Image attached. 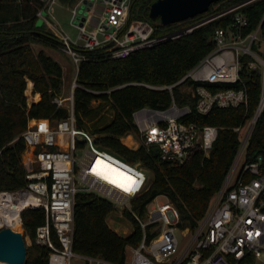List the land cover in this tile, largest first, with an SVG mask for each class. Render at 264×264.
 Segmentation results:
<instances>
[{"label":"built area","instance_id":"1","mask_svg":"<svg viewBox=\"0 0 264 264\" xmlns=\"http://www.w3.org/2000/svg\"><path fill=\"white\" fill-rule=\"evenodd\" d=\"M41 1L43 6L37 16L43 18L60 40V48L71 56L75 76L79 63L90 59L87 51L102 48L110 58H123L136 49L188 34L216 18L232 16L230 24L214 31L213 48L183 77L171 85L153 86L170 90L168 107H143L133 113L138 140L133 141L131 148L157 146L160 159L171 165L184 163L200 150L207 155L218 134L217 126L199 125L185 118L193 111L206 115L214 107L247 108L245 79L256 76L260 82L253 112L232 127L240 135L233 161L204 215L192 229L181 225L179 209L162 197L148 202L144 215L133 210L132 201L147 190L151 179L140 162L116 156L96 142L95 134L77 125L74 77L67 97H53L57 105L67 107L68 115L51 120L28 118L20 135L25 145L22 154L28 155L24 162L22 158L26 186L0 190L2 206L13 204L21 225V211L44 210L45 222L36 228L35 242L50 248L48 264H71L74 257L83 259L85 264H114L73 250L78 193L108 200L113 206L112 217L118 215L133 224L124 215L128 209L139 223L141 239L136 246L127 247L123 264H247L260 257L264 253V155L245 159L250 135L264 110V13L254 28L244 31L248 19L243 8L256 0H237L191 24L155 36L153 24L145 20L134 19L123 29L131 0H77L71 7V22L77 29L75 38L57 29L52 21L57 0ZM185 81L188 83L181 90L194 101L193 108L188 103L178 105L172 93L174 85ZM206 83L235 86L213 91ZM51 228L58 245L52 239Z\"/></svg>","mask_w":264,"mask_h":264},{"label":"trees","instance_id":"2","mask_svg":"<svg viewBox=\"0 0 264 264\" xmlns=\"http://www.w3.org/2000/svg\"><path fill=\"white\" fill-rule=\"evenodd\" d=\"M65 6H74L77 0H58ZM154 0H131L128 21H153L149 17L150 4ZM237 0H217L206 12L185 20L161 24L155 22L152 36L191 24L210 13ZM217 6L215 7V5ZM43 6L41 0H0V190H13L27 184L26 169L21 162L25 145L21 133L28 118L61 119L68 115L65 106L53 101L60 94L62 67L44 49L34 44L60 47V40L44 23L37 25V12ZM248 25L245 32L254 28L264 13V0H256L243 8ZM231 15L219 17L195 27L180 37L142 47L123 58H110L102 48L86 53L90 59L79 63L76 86L73 91L76 123L96 135V142L128 162H140L153 172L147 190L132 201V208L140 215L145 205L155 197L172 202L180 211L181 225L194 229L204 215L211 198L219 190L240 143V135L232 127L241 123L256 106L260 91L258 77L245 79L248 107H214L208 114L193 111L185 121L199 125H214L218 134L206 155L197 151L180 165H171L160 159L157 146L134 145L131 135L138 134L133 113L143 107L166 108L171 103V92L154 85H171L194 67L212 48V37L218 27H226ZM264 25V23H263ZM27 79L32 89L40 93V99L27 103L25 94ZM188 81L174 85L172 93L178 105L193 100L181 90ZM211 90L234 87L233 84L206 83ZM102 99L98 106L91 101ZM103 101H110L114 114L109 122L87 124L101 109ZM126 135V136H125ZM124 136V137H122ZM122 137V139H121ZM124 142V143H123ZM264 155V110L260 114L245 149V159L253 160ZM113 211L111 202L90 193H78L74 206L73 250L77 253L98 256L114 264H123L128 246H136L141 239V227L131 212L124 215L132 220L133 231L128 235L117 233L107 224ZM22 226L31 237L26 247L25 264H48L50 248L35 242L36 228L45 222L42 208L25 209L20 213ZM51 236L59 244L54 228Z\"/></svg>","mask_w":264,"mask_h":264},{"label":"rangeland","instance_id":"3","mask_svg":"<svg viewBox=\"0 0 264 264\" xmlns=\"http://www.w3.org/2000/svg\"><path fill=\"white\" fill-rule=\"evenodd\" d=\"M216 6L217 4L215 5V7ZM53 8H54V11H53L54 19L53 20L51 19V20L53 21L54 24H56V28L69 34L71 38H75L77 36V29L71 22V7L65 6L57 0L53 4ZM42 15H45V13L43 12ZM155 22H159L157 18L153 21H150V23L152 24H154ZM43 24H44L43 18L41 16H38L37 25L42 26ZM34 47L36 50L40 48L44 49L49 55H51L55 60H57L62 66L63 68L62 86H61V91L59 95L62 96L63 98L67 97L71 92L74 75H75V65L72 61L71 56L67 52L63 51L60 47L55 48V47H50V46H44L40 43L34 44ZM29 84L27 83V86L25 89V94L27 96V99H29L30 93L32 94V91L28 89ZM182 87L183 86H181V88ZM27 89H28V92H27ZM36 99H38V94L35 96V100ZM100 101H102V99H94L91 101V105L98 106ZM113 114H114V109L111 106V102L103 101L101 109L99 110L98 114L91 120H88L87 124L91 125L94 122L107 123L110 121ZM130 135H131L132 142L135 140H138V137L134 133H131ZM25 153L23 154V162L28 156ZM145 171L148 177L152 179L153 172L148 169H146ZM110 225L111 227L115 229V231H117L121 235H128L130 233V230L133 228V224L131 222H127L124 218H119L118 215H114V217H112L110 221ZM0 226H5V225L1 224ZM18 230H20L23 234L26 247L30 246L32 244V239L25 232V229L23 228V226L21 225V229H18ZM176 233L179 236V238H181L178 230L176 231ZM71 264H85V262L83 259L74 257L72 258ZM247 264H264V253L260 257H256L254 260L250 261Z\"/></svg>","mask_w":264,"mask_h":264},{"label":"water","instance_id":"4","mask_svg":"<svg viewBox=\"0 0 264 264\" xmlns=\"http://www.w3.org/2000/svg\"><path fill=\"white\" fill-rule=\"evenodd\" d=\"M217 0H154L150 4L149 17L161 24L185 20L198 13L206 12ZM0 260L10 264H24L26 245L21 231L10 226L0 227Z\"/></svg>","mask_w":264,"mask_h":264},{"label":"bare ground","instance_id":"5","mask_svg":"<svg viewBox=\"0 0 264 264\" xmlns=\"http://www.w3.org/2000/svg\"><path fill=\"white\" fill-rule=\"evenodd\" d=\"M28 87H30V84L28 85ZM1 203H2V199H0V220H1L0 225L1 224L7 225L15 230L21 229L20 219L17 211L15 210V206L13 204H11V206H8L6 204L2 206ZM0 264H10V263L4 260H0Z\"/></svg>","mask_w":264,"mask_h":264},{"label":"crops","instance_id":"6","mask_svg":"<svg viewBox=\"0 0 264 264\" xmlns=\"http://www.w3.org/2000/svg\"><path fill=\"white\" fill-rule=\"evenodd\" d=\"M60 64V63H59ZM62 67V66H61ZM62 70H63V68H62ZM77 76V75H76ZM75 75H74V77H76ZM31 82V83H30ZM27 83H30V87H28L31 91H32V94L30 93V96H29V99H27V103H28V105H30L32 102H36V101H38L39 99H40V93L39 92H34L33 91V89H32V86H33V82L31 81V80H29V79H27ZM27 83H26V86H27ZM73 91H74V88H73ZM71 93V92H70ZM38 94V99H36L35 100V96ZM59 95V94H58ZM129 134H131V133H128L127 135H129ZM126 136V135H125ZM122 137H124V136H122ZM122 137H121V139H122ZM124 143V142H123ZM124 144H126V143H124ZM127 145V144H126ZM128 147H131V146H133V145H127ZM22 158H23V154H21V162H22ZM112 213V212H111ZM109 214V216L107 217V219H106V221H107V224L111 227V225H110V221H111V219H112V214ZM112 229H114L113 227H111ZM115 230V229H114ZM117 232V231H116ZM118 233V232H117Z\"/></svg>","mask_w":264,"mask_h":264},{"label":"snow or ice","instance_id":"7","mask_svg":"<svg viewBox=\"0 0 264 264\" xmlns=\"http://www.w3.org/2000/svg\"><path fill=\"white\" fill-rule=\"evenodd\" d=\"M99 163V162H98ZM107 179V177H105ZM127 190V189H126Z\"/></svg>","mask_w":264,"mask_h":264}]
</instances>
